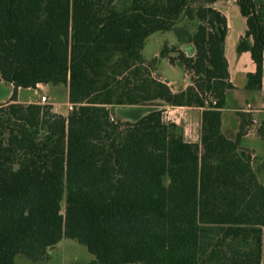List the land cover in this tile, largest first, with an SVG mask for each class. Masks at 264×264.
Returning <instances> with one entry per match:
<instances>
[{"label":"trees","instance_id":"1","mask_svg":"<svg viewBox=\"0 0 264 264\" xmlns=\"http://www.w3.org/2000/svg\"><path fill=\"white\" fill-rule=\"evenodd\" d=\"M216 1L0 0V81L13 87L0 103V264L44 261L63 240L86 248V264H264V162L255 168L241 146L249 132L264 146V119L225 110L235 88ZM235 3L246 24L236 52L256 67L244 90L255 93L264 0ZM165 32L179 47L160 58L189 77L177 93L142 55ZM37 85L66 87L68 114L17 101ZM143 105L136 123L115 117ZM174 107L202 109L199 143L165 120Z\"/></svg>","mask_w":264,"mask_h":264},{"label":"rangeland","instance_id":"2","mask_svg":"<svg viewBox=\"0 0 264 264\" xmlns=\"http://www.w3.org/2000/svg\"><path fill=\"white\" fill-rule=\"evenodd\" d=\"M122 1L124 0H121V2ZM217 7L227 13L230 23L228 46L230 43L234 46L237 42L238 34L243 35L245 33V19L241 16L239 7L233 0H218ZM192 27L193 26L190 28L191 30L193 29ZM164 46H166L168 50L179 47L177 39L172 32L155 33L151 35L146 40L142 55L144 59L148 61L152 60L153 57L157 55L156 60L159 59L160 62L155 66L157 69H151L153 71L152 77L163 83H170V86H168L170 90L172 89L174 90L173 93H177L176 91L180 92L187 83H189V77L186 79L185 71L182 67L173 66L167 59L160 58V53ZM177 55V53H169V56L173 58H176ZM186 56L189 57L188 55ZM158 76L161 77V79ZM42 96H45L47 99L44 104H40V97ZM18 98L20 101L38 102L42 106H51L54 113L63 116H66L70 109L67 88L63 86H48L38 91L23 89L18 92ZM8 101L9 99L1 103ZM178 114L184 122L198 125L199 115L197 111L188 110ZM164 116L166 117L167 115ZM248 134L251 136L242 140L241 146L249 148V151L253 153L255 162L254 167L256 168L264 162V146L260 138L252 136L254 135L253 132H249ZM259 180L264 184V170L259 173ZM92 259L93 257L87 252L84 246L72 240H63L53 250L49 251L48 257L44 261L32 262L24 257H18L16 259V264H86Z\"/></svg>","mask_w":264,"mask_h":264},{"label":"crops","instance_id":"3","mask_svg":"<svg viewBox=\"0 0 264 264\" xmlns=\"http://www.w3.org/2000/svg\"><path fill=\"white\" fill-rule=\"evenodd\" d=\"M217 4H218V0L212 5L213 8L218 10L220 13H222L227 20L228 31H227V35L225 38L224 55H225V58L228 64L229 82L235 88L234 91L229 92L226 96L225 110L230 111V112L240 111L243 113H249L251 114L255 124H257L261 120L264 119V65H263L261 90L255 93L246 92L244 90V87L246 84L247 74L254 73L256 70V67L248 52H244L240 54L236 52L237 42L241 37L244 36L245 33L243 35L238 34L237 42L234 46L231 45V43L228 46V40H229L228 35L230 31L229 18L227 16V13H225L223 10H220L217 7ZM154 57H157V55ZM159 78L161 79V77ZM188 84L189 83H187V85ZM167 85L170 86V83H167ZM187 85L183 88V90L187 87ZM43 87H48V86L37 85L35 89H28V90L38 91L42 89ZM19 91L20 90L17 91V101L19 103H24V104L35 103L31 101H20L18 98ZM171 91L174 92V90L172 89ZM176 92H179V91H176ZM37 104L39 103L37 102ZM188 110L197 111L199 115L198 125H192L191 123L184 122V120L178 114V113L181 114V112L188 111ZM201 113H202V109H198V108L174 107V108H167L166 111L164 112V115H167L166 117H168L172 123H175L176 125L180 126L183 129L184 140L186 142L199 143L200 142V129H201ZM226 127H228L231 131H234L233 129L235 128L234 123L230 124V126H228L227 124ZM249 136L251 135L247 134L242 140L246 139ZM252 136H255V135H252ZM246 149H249V148H246Z\"/></svg>","mask_w":264,"mask_h":264},{"label":"water","instance_id":"4","mask_svg":"<svg viewBox=\"0 0 264 264\" xmlns=\"http://www.w3.org/2000/svg\"><path fill=\"white\" fill-rule=\"evenodd\" d=\"M181 50L189 57L193 56L194 48L191 45L183 46ZM12 85L4 84L0 81V103L9 99L12 95ZM152 104H158L153 102ZM151 112V105L143 106H124L117 108L114 111L115 117L119 121H127L129 123H136Z\"/></svg>","mask_w":264,"mask_h":264},{"label":"built area","instance_id":"5","mask_svg":"<svg viewBox=\"0 0 264 264\" xmlns=\"http://www.w3.org/2000/svg\"><path fill=\"white\" fill-rule=\"evenodd\" d=\"M46 100H47V99H46L45 96L40 97V104H44V103L46 102ZM165 120L171 122L170 119H169L168 117H165ZM253 122H254V121H253ZM254 123H255V122H254Z\"/></svg>","mask_w":264,"mask_h":264}]
</instances>
